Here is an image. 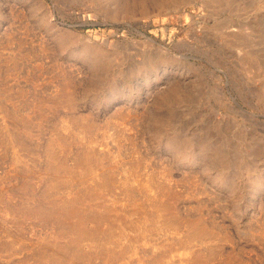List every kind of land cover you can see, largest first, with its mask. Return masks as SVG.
Here are the masks:
<instances>
[{
  "label": "rangeland",
  "instance_id": "rangeland-1",
  "mask_svg": "<svg viewBox=\"0 0 264 264\" xmlns=\"http://www.w3.org/2000/svg\"><path fill=\"white\" fill-rule=\"evenodd\" d=\"M0 264H264V0H0Z\"/></svg>",
  "mask_w": 264,
  "mask_h": 264
},
{
  "label": "bare ground",
  "instance_id": "bare-ground-1",
  "mask_svg": "<svg viewBox=\"0 0 264 264\" xmlns=\"http://www.w3.org/2000/svg\"><path fill=\"white\" fill-rule=\"evenodd\" d=\"M58 212V210H55V209H50V210H42V209H39L38 211H37V213L38 214H45V215H48V216H52V215H54L55 213H57ZM63 215H65L66 217L65 218H70L71 216H72V213H70V212H65V213H62ZM85 221L83 220L82 221V223L77 227V230L78 231H81L82 232V238L83 239H86L85 237L88 235V232H87V230H85ZM73 227H71L69 230L70 231H73V229H72ZM68 232V231H67ZM91 235V234H90ZM55 259H53V262H56V261H54Z\"/></svg>",
  "mask_w": 264,
  "mask_h": 264
}]
</instances>
